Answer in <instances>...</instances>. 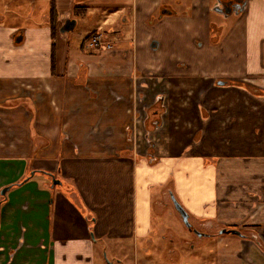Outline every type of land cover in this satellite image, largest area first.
I'll use <instances>...</instances> for the list:
<instances>
[{"label": "crops", "instance_id": "crops-1", "mask_svg": "<svg viewBox=\"0 0 264 264\" xmlns=\"http://www.w3.org/2000/svg\"><path fill=\"white\" fill-rule=\"evenodd\" d=\"M222 1L0 0V264H96L103 240L151 254L178 239L171 194L209 264H264V0Z\"/></svg>", "mask_w": 264, "mask_h": 264}, {"label": "rangeland", "instance_id": "rangeland-1", "mask_svg": "<svg viewBox=\"0 0 264 264\" xmlns=\"http://www.w3.org/2000/svg\"><path fill=\"white\" fill-rule=\"evenodd\" d=\"M106 47V46H105ZM107 48V47H106ZM109 49V48H107ZM152 137L158 139L163 138V135L158 133H153ZM59 187H64V184ZM171 211V215L168 212ZM170 211H166L165 215L162 217L161 221L163 226L169 232L174 234L173 236L177 239L176 242L169 243L165 239L162 240L158 247H153L151 254L148 252H143L140 247L138 250L133 248V245H121L113 244L114 242L99 241L97 245L98 258L96 264H106L109 261L112 264H146L147 259H151V264H203L204 256L206 255V260L204 264H209V259L207 256L212 255L213 246L210 239L202 241L195 234L187 229L178 215H175L174 207L170 208ZM164 229V232H165ZM166 234V233H165ZM180 238V240H179ZM187 240L186 243H178L180 241ZM171 244H174L172 246ZM173 247L179 249L176 254L173 252ZM135 250V251H134ZM121 259L122 262H118Z\"/></svg>", "mask_w": 264, "mask_h": 264}, {"label": "water", "instance_id": "water-1", "mask_svg": "<svg viewBox=\"0 0 264 264\" xmlns=\"http://www.w3.org/2000/svg\"><path fill=\"white\" fill-rule=\"evenodd\" d=\"M244 8H245V3L240 2V0H227L224 2L223 1L219 2L216 5V7L214 8V10L216 12L223 14L224 16H227V15L232 14L233 12L239 13V12L243 11ZM74 24H75V20L66 19L63 27L60 30L63 32V31H67L69 29H72L74 27ZM53 183L59 184L60 181L53 179ZM9 189H10L9 186L4 187L1 190V194L4 195ZM171 198H172V202L174 204V207H175L176 211L178 212L179 216L181 217V220L184 223V225L186 226V228L190 231H193L198 236L203 235L200 231L193 228L192 224L189 221L188 213L181 206V204L175 199V197L172 196ZM220 233H232V234H237V235L240 234V232L238 230H234V229H222Z\"/></svg>", "mask_w": 264, "mask_h": 264}, {"label": "flooded vegetation", "instance_id": "flooded-vegetation-1", "mask_svg": "<svg viewBox=\"0 0 264 264\" xmlns=\"http://www.w3.org/2000/svg\"><path fill=\"white\" fill-rule=\"evenodd\" d=\"M225 83H226V81L223 79L217 81V84H219V85H224ZM163 104H164L163 97L161 95H159L153 100L151 106L145 108V110H144V125H145V129H146L147 137L151 132L155 131L156 129H158L160 127L163 112H164V105ZM149 144L150 145L152 144V142L150 140H149ZM172 196H174V195L171 194V197ZM171 201H172V198H171ZM172 206L174 207L173 202H172ZM174 209H175V207H174ZM175 211H176V209H175ZM202 234H204V233H202Z\"/></svg>", "mask_w": 264, "mask_h": 264}, {"label": "built area", "instance_id": "built-area-1", "mask_svg": "<svg viewBox=\"0 0 264 264\" xmlns=\"http://www.w3.org/2000/svg\"><path fill=\"white\" fill-rule=\"evenodd\" d=\"M87 45L91 48H94L98 45H104L107 48H111V42L107 40V36L103 32L93 33L87 39Z\"/></svg>", "mask_w": 264, "mask_h": 264}, {"label": "trees", "instance_id": "trees-1", "mask_svg": "<svg viewBox=\"0 0 264 264\" xmlns=\"http://www.w3.org/2000/svg\"><path fill=\"white\" fill-rule=\"evenodd\" d=\"M52 60L54 61V48H52ZM25 181H26V179H21V180H19L17 182H14V183L10 184V187L12 188V187L19 186V185L23 184ZM4 200H5V198L2 197L1 200H0V203H2Z\"/></svg>", "mask_w": 264, "mask_h": 264}]
</instances>
